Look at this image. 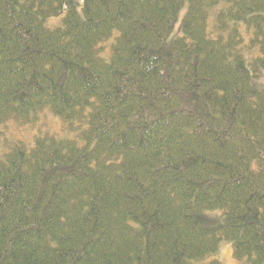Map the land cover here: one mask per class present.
<instances>
[{"label":"trees","instance_id":"1","mask_svg":"<svg viewBox=\"0 0 264 264\" xmlns=\"http://www.w3.org/2000/svg\"><path fill=\"white\" fill-rule=\"evenodd\" d=\"M260 69L264 0H0V127L75 136L5 143L0 264H264Z\"/></svg>","mask_w":264,"mask_h":264},{"label":"rangeland","instance_id":"2","mask_svg":"<svg viewBox=\"0 0 264 264\" xmlns=\"http://www.w3.org/2000/svg\"><path fill=\"white\" fill-rule=\"evenodd\" d=\"M186 12V8H184L179 14V20L184 16ZM64 13H61L57 17L49 18L45 25L49 28L58 27L61 23V19L63 18ZM213 22L212 14L209 16V29L211 28ZM239 27L242 31V35L244 38L245 44H247L248 35L242 28V24H239ZM108 51L102 55V57H107ZM244 58L248 69L251 71L253 67V59L258 56V52L254 49L250 52H244ZM254 57V58H253ZM255 84L258 87L264 85V69H260L258 72V78L255 80ZM2 131V138L0 140V155L6 151L5 143H18L22 142L27 145H31L36 136L41 134H53L62 139H75L74 133L66 131L61 120L55 116H53L47 110L39 113L38 119L34 124H27L24 126H18L13 121H8L4 125L0 127ZM217 215L220 212H216ZM231 245L229 242L221 241L218 245V250L215 256L211 257V259L218 260L221 264H226L223 258V252L227 246ZM232 248V247H231ZM232 258L233 257L232 254ZM247 264V262H246Z\"/></svg>","mask_w":264,"mask_h":264},{"label":"clouds","instance_id":"3","mask_svg":"<svg viewBox=\"0 0 264 264\" xmlns=\"http://www.w3.org/2000/svg\"><path fill=\"white\" fill-rule=\"evenodd\" d=\"M223 258L226 264H246L247 257H241L239 260L232 258L231 245L227 246L223 252ZM201 264H207V261L201 262Z\"/></svg>","mask_w":264,"mask_h":264}]
</instances>
